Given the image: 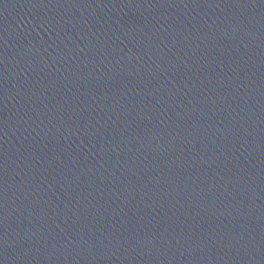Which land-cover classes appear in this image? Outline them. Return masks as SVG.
I'll use <instances>...</instances> for the list:
<instances>
[{
  "label": "water",
  "instance_id": "1",
  "mask_svg": "<svg viewBox=\"0 0 264 264\" xmlns=\"http://www.w3.org/2000/svg\"><path fill=\"white\" fill-rule=\"evenodd\" d=\"M0 264H264V0H0Z\"/></svg>",
  "mask_w": 264,
  "mask_h": 264
}]
</instances>
